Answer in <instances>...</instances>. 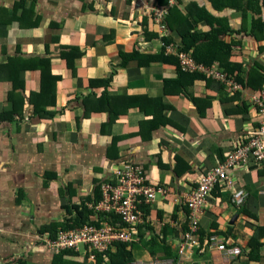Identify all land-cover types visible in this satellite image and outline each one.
<instances>
[{
  "label": "crops",
  "instance_id": "1",
  "mask_svg": "<svg viewBox=\"0 0 264 264\" xmlns=\"http://www.w3.org/2000/svg\"><path fill=\"white\" fill-rule=\"evenodd\" d=\"M193 2L227 20L235 31L223 36L232 44L230 63L245 74L252 67L264 70V32L260 38L250 34L254 19L264 21L263 3L244 17L230 6L217 11L209 0H0V64L12 58L24 86L14 88L1 72L0 114L14 109L15 96L23 98V113L0 122V264H51L54 255L43 236L89 205L98 184L128 159L168 192L165 198L157 195L149 208L135 259L264 264V168L255 164L234 177L249 193L247 204L236 208L230 192L216 189L200 220L202 246L214 237L243 254L231 259L204 250L178 256L187 215L182 194L260 125L258 89L241 84L244 90L232 94L206 76L185 87L165 86V80L179 73L176 64L157 57L167 47L163 39L172 45L165 56L177 57L182 46L181 36L168 28L165 18L170 8L186 14ZM159 10L166 11L160 16L165 30L155 17ZM13 14L22 20L9 23ZM191 23L198 32L210 29L205 21ZM154 56L160 59L150 58ZM39 60L48 61L50 86L43 101L34 96L41 92L42 72L34 66ZM35 100L47 117L35 115ZM254 241L262 245L259 253L256 245L251 247ZM64 261L91 264L83 252L66 255Z\"/></svg>",
  "mask_w": 264,
  "mask_h": 264
},
{
  "label": "built area",
  "instance_id": "2",
  "mask_svg": "<svg viewBox=\"0 0 264 264\" xmlns=\"http://www.w3.org/2000/svg\"><path fill=\"white\" fill-rule=\"evenodd\" d=\"M166 11H155L161 29V15ZM169 48V47H168ZM168 51V50H167ZM183 70L203 73L208 79L218 81L230 93L242 91V86L235 76L226 73L218 65L204 66L197 63L190 53H177ZM257 101V115L260 125L251 132L240 137L214 168L200 174L196 187L182 194V204L187 209L186 228L178 246V256L185 257L193 252L202 253L204 250L217 252L231 259L243 254L241 248H227L217 240L209 238L201 245L199 238L201 216L211 199L213 192L228 191L231 194V203L236 208L244 207L249 199V193L238 187L234 178L236 172H244L252 164L264 168V89L255 98ZM102 198L98 203L90 204L89 208L95 212V223L69 230H59L54 240L46 234L42 242L50 252L60 254L62 251L74 250L79 252L85 249L89 258L94 253L108 250L113 242H131L138 233V228L148 223L146 209L153 207L157 195L165 198L168 192L159 186L153 185L142 165L132 161H120L113 167L111 175L103 179L101 184ZM144 207V209H142ZM111 216L120 218L119 224L113 225ZM131 264H172V261L151 258L148 261H135Z\"/></svg>",
  "mask_w": 264,
  "mask_h": 264
},
{
  "label": "trees",
  "instance_id": "3",
  "mask_svg": "<svg viewBox=\"0 0 264 264\" xmlns=\"http://www.w3.org/2000/svg\"><path fill=\"white\" fill-rule=\"evenodd\" d=\"M211 4L213 5V8L217 11H221L224 8L230 6L238 10H242L244 17L246 16L247 10L251 9L254 12L259 11V7L264 4V0H209ZM159 3L167 4V0H158ZM263 3V4H261ZM193 6V7H192ZM16 8H14V14H16ZM168 15L165 18V22L170 30L176 29L179 35L182 39V46L178 49L179 53L185 52H191L192 57L194 60L202 64L204 66H213L215 62H218L219 67L225 72H229V74H233L234 72H237L235 74V77L239 80V83L242 84L246 88H254L260 90L259 92L264 89V70L262 71L261 67H252L246 74L244 71H242L237 65H234L229 62V47L232 45L231 43H226L223 40V36L226 34H232L235 31L230 28L228 25L227 20L221 19L219 17H216L212 15L205 7H201L197 5L196 3H192L191 6L188 7L186 14H179L173 11L172 8L168 10ZM13 14L12 17H7L8 22L11 23L15 20H22L21 18L15 16ZM26 15V12H22V17ZM191 20L195 23H198L200 21H205L206 24L210 27V29L207 32H198L195 29L194 24L191 23ZM174 21L176 25H174ZM245 31V29L243 28ZM242 30V31H243ZM239 31H237L238 33ZM264 32V21L261 18L254 19L252 22L250 34L254 37H261V33ZM264 36V35H262ZM164 45H167L165 47L164 51L160 53L162 61H166L169 63H174L177 65L178 68V77L173 80H165V86L169 85H177L179 87H185L188 83H192L195 79L198 78H205V75L200 72H191L187 70H183L179 57L174 55H167L165 50L172 46L171 40L164 37L163 39ZM165 54V55H164ZM67 59L70 61V56L68 54H64ZM126 55L121 53V57L124 58ZM128 57V56H127ZM125 57V58H127ZM157 57H150L153 60H157L160 58ZM124 58V59H125ZM21 61V60H20ZM14 60L11 58L7 61V63L2 62L0 64V74L7 73V77L13 82L14 88H23L22 81L19 80V71L20 69L15 66L13 63ZM17 62V61H16ZM23 62V61H22ZM33 62V61H32ZM39 63L37 64L34 62V66L42 72V83H41V92L34 95L35 99L39 98L43 101V96L46 94V91L48 90V86H50V83H48V73H46V63H48L47 60H39ZM125 61H123L122 64H124ZM26 64L25 62H23ZM68 64L73 67L72 62H68ZM29 65V64H27ZM26 65V66H27ZM215 65V64H214ZM30 66V65H29ZM24 67V66H23ZM226 72V73H227ZM247 79V80H246ZM212 80V79H211ZM237 80V81H238ZM107 82H110V77L105 80V85L107 86ZM221 85V84H220ZM242 86V87H243ZM234 92L233 94H235ZM238 93V92H237ZM33 96V97H34ZM42 96V97H39ZM147 99V98H146ZM14 104V109L10 112H4L0 114V122L3 121H14L16 120V116L21 117L23 113V98L21 96H15L12 99ZM37 105V107H36ZM34 112L35 115L45 118L48 116V114L44 113V107H42V104L40 106L38 103L34 102ZM115 143H113L114 146ZM103 182V181H102ZM101 184L99 183L97 186V189L95 191V199L89 203L94 204L98 203L101 198ZM89 205H85L82 209L78 208L76 215L71 216V218L67 219L65 223H61V226L58 229H55L50 232V239L54 240L56 237V234L59 230H69L74 229L76 227H83L84 225L88 224H94L97 227H101L100 223H95L94 216L95 212L91 211L87 208ZM144 209V207H142ZM146 214L148 215L149 209H146ZM91 217L86 216L91 214ZM187 213V211H186ZM112 217V223L113 225L119 224L121 222L120 218L118 217ZM119 222V223H118ZM144 226L138 228V233L134 237L133 241L131 242H113L108 250L99 253H94V258H89V255L87 254L85 249H81L79 252H76L74 250H68V251H62L60 254H53L54 259L52 260L51 264H66L64 261V258L66 255H79L82 254V252L88 257L91 264H131L132 262L138 261L135 255L136 251H139V247L141 245V241L143 240V237L141 233L143 232ZM255 251L259 253L260 247L262 245H257L256 241L251 243V247L255 246ZM255 252V253H256ZM152 255H157L155 251L152 253ZM252 258H258L256 255H251ZM88 261V260H87ZM72 264H81L76 261H72ZM7 264V263H6ZM16 264H28L26 261H18ZM69 264V263H68Z\"/></svg>",
  "mask_w": 264,
  "mask_h": 264
},
{
  "label": "clouds",
  "instance_id": "4",
  "mask_svg": "<svg viewBox=\"0 0 264 264\" xmlns=\"http://www.w3.org/2000/svg\"><path fill=\"white\" fill-rule=\"evenodd\" d=\"M225 71V70H224ZM234 76V75H233ZM235 79H236V77H235ZM237 80V79H236ZM213 81H215V80H213ZM216 82H218V81H216ZM219 83V82H218ZM221 84V83H220ZM222 85V84H221ZM241 85V84H240ZM224 86V85H223ZM242 86V85H241ZM242 89L244 90V88L242 87ZM239 92H242V91H239Z\"/></svg>",
  "mask_w": 264,
  "mask_h": 264
}]
</instances>
